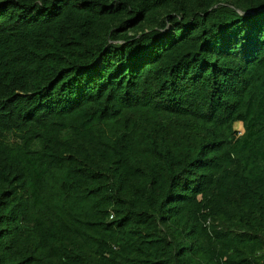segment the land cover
<instances>
[{
    "label": "trees",
    "instance_id": "obj_1",
    "mask_svg": "<svg viewBox=\"0 0 264 264\" xmlns=\"http://www.w3.org/2000/svg\"><path fill=\"white\" fill-rule=\"evenodd\" d=\"M0 264H264V0H0Z\"/></svg>",
    "mask_w": 264,
    "mask_h": 264
}]
</instances>
